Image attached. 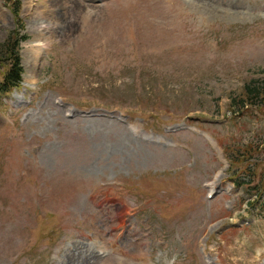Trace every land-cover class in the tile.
<instances>
[{
  "label": "rangeland",
  "instance_id": "obj_1",
  "mask_svg": "<svg viewBox=\"0 0 264 264\" xmlns=\"http://www.w3.org/2000/svg\"><path fill=\"white\" fill-rule=\"evenodd\" d=\"M10 1L0 264H264V0Z\"/></svg>",
  "mask_w": 264,
  "mask_h": 264
},
{
  "label": "trees",
  "instance_id": "obj_2",
  "mask_svg": "<svg viewBox=\"0 0 264 264\" xmlns=\"http://www.w3.org/2000/svg\"><path fill=\"white\" fill-rule=\"evenodd\" d=\"M7 7L14 17H16L17 29L22 28V24H20V20L18 19V13L20 9V1L19 0H11L7 3ZM14 37L9 38L5 43V51L8 53V59L10 62L9 71L6 73L2 83L0 84V92L8 93L11 90L17 88L19 86V82L21 80L22 67L20 66V57L18 54V42L19 39L25 38L23 36H19L18 32L14 31ZM251 98L255 100H259L261 107H264V91L261 92L257 87H251L250 84L244 86V98H240L239 102L242 107L245 105L243 99L246 100L247 104L253 105L251 102ZM235 101V100H233Z\"/></svg>",
  "mask_w": 264,
  "mask_h": 264
},
{
  "label": "bare ground",
  "instance_id": "obj_3",
  "mask_svg": "<svg viewBox=\"0 0 264 264\" xmlns=\"http://www.w3.org/2000/svg\"><path fill=\"white\" fill-rule=\"evenodd\" d=\"M60 1H62V0H50L49 2H50V4H52V5H54L56 2H60ZM77 1V0H76ZM80 1V0H79ZM99 1H102V0H82V3L83 2H99ZM194 3H197V4H200V5H202V6H205V7H210L209 6V2H214L215 0H208V3L206 2V1H204V0H192ZM29 4H30V2L28 3V7H29ZM81 4V3H80ZM86 5V4H85ZM89 5H91L90 3H89ZM93 6V5H92ZM95 6V5H94ZM97 6H99V5H97ZM81 8V7H80ZM79 10V9H78ZM84 11H87V9L85 8V9H83ZM52 15V14H51ZM65 29H66V27H65ZM52 30L53 31H55V29L54 28H52ZM67 32H66V34H69V32H71V27H67ZM65 30V31H66ZM44 31H48V27H45L41 32H44ZM65 33V32H64ZM38 37H39V35H38ZM42 40H36V41H33V42H30L31 44H30V47L32 48V49H34V51H38V52H45L44 51V46L43 45H45V37H44V35H42L41 37H40ZM36 39V38H35ZM36 55V54H35ZM38 60V59H37ZM36 61V60H35ZM36 64V63H35ZM37 65V64H36ZM34 80V79H33ZM30 81H32V80H30ZM31 83V82H30ZM5 124V123H4ZM0 125H3V123H0ZM0 128H2L1 126H0Z\"/></svg>",
  "mask_w": 264,
  "mask_h": 264
}]
</instances>
